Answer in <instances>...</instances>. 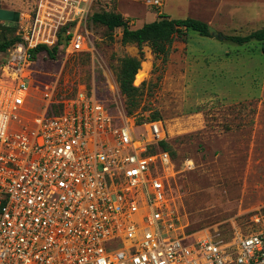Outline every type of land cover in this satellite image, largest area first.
<instances>
[{
    "label": "built area",
    "instance_id": "built-area-1",
    "mask_svg": "<svg viewBox=\"0 0 264 264\" xmlns=\"http://www.w3.org/2000/svg\"><path fill=\"white\" fill-rule=\"evenodd\" d=\"M96 3L7 8L20 12L21 40L0 61V264H264V206L247 235L179 231L161 120L138 119L119 103L111 110L83 84L59 97L67 61L95 51ZM61 28L67 45L52 61L62 66L39 89L32 50L55 45Z\"/></svg>",
    "mask_w": 264,
    "mask_h": 264
},
{
    "label": "rangeland",
    "instance_id": "rangeland-1",
    "mask_svg": "<svg viewBox=\"0 0 264 264\" xmlns=\"http://www.w3.org/2000/svg\"><path fill=\"white\" fill-rule=\"evenodd\" d=\"M1 1L6 8L22 10L32 2ZM155 1L97 0L94 13H120L131 28L156 20L161 13L193 17L224 38L202 36L191 29L176 39L166 63L155 59L151 47L144 45L138 71L143 81L134 82L142 91L136 104H131L121 90L118 72L124 57L140 58L139 48L122 43V28L110 31L90 18L89 37L95 51L90 57L77 53L67 61L59 97L74 95L83 84L111 110L119 103L138 119L161 120L174 151L169 196L179 231L190 239L206 233L224 240L250 234L257 229L252 215L264 206V42L239 45L225 36L264 28V0H217L207 8L202 0ZM3 25L0 21V40L16 35L18 25L9 30ZM37 65L39 89L62 66L48 60L44 52L39 53Z\"/></svg>",
    "mask_w": 264,
    "mask_h": 264
},
{
    "label": "trees",
    "instance_id": "trees-1",
    "mask_svg": "<svg viewBox=\"0 0 264 264\" xmlns=\"http://www.w3.org/2000/svg\"><path fill=\"white\" fill-rule=\"evenodd\" d=\"M91 20L95 23L106 26L110 31H114L116 28H122V43H135L139 48L140 58L133 56L124 57L121 60V68L118 72V81L121 90L131 101V104H136L138 95L142 91V89L136 86L134 82L139 85L143 81L139 80L138 77L140 75L138 71L141 68V59L144 58V45H149L151 47L155 59L161 58L162 61L166 63L176 39L178 37L186 36L189 30H195L202 36H212L207 22L193 17L171 18L166 13H161L158 19L145 23L143 26L138 28H131L127 18H125L122 14L113 11H97L92 15ZM3 22L5 25H3L2 28L5 30L13 29L15 25H18V23L15 22H13L15 24H11L7 21ZM64 32L65 28H61L59 31L58 41L55 45L48 46L46 44H39L35 47L32 52L36 58L39 57V53L41 52H44L45 57L51 61L60 58L67 45V39ZM225 39L239 45H244L253 40L264 42V28L245 35H228L225 36ZM20 40L21 36L17 34V31L15 36L10 38L5 36L4 39L0 40L1 61H3L6 57L9 48ZM84 54L90 57V53ZM144 64L145 66L147 65L146 62ZM136 75L137 80L135 81ZM130 113H133V111H130ZM161 145L164 149L169 150L172 156L174 155V151L168 142L163 141Z\"/></svg>",
    "mask_w": 264,
    "mask_h": 264
},
{
    "label": "water",
    "instance_id": "water-1",
    "mask_svg": "<svg viewBox=\"0 0 264 264\" xmlns=\"http://www.w3.org/2000/svg\"><path fill=\"white\" fill-rule=\"evenodd\" d=\"M20 18V12L7 8H0V20L8 22H18ZM209 30L212 36L224 38L222 33L212 26H209Z\"/></svg>",
    "mask_w": 264,
    "mask_h": 264
},
{
    "label": "crops",
    "instance_id": "crops-1",
    "mask_svg": "<svg viewBox=\"0 0 264 264\" xmlns=\"http://www.w3.org/2000/svg\"><path fill=\"white\" fill-rule=\"evenodd\" d=\"M216 4H217V0H202V7L204 8L215 6Z\"/></svg>",
    "mask_w": 264,
    "mask_h": 264
}]
</instances>
